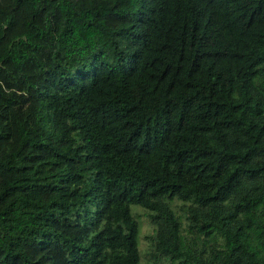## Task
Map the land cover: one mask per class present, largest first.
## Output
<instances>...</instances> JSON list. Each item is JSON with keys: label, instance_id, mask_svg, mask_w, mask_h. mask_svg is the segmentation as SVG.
Segmentation results:
<instances>
[{"label": "trees", "instance_id": "obj_1", "mask_svg": "<svg viewBox=\"0 0 264 264\" xmlns=\"http://www.w3.org/2000/svg\"><path fill=\"white\" fill-rule=\"evenodd\" d=\"M0 264H264V0H0Z\"/></svg>", "mask_w": 264, "mask_h": 264}, {"label": "rangeland", "instance_id": "obj_2", "mask_svg": "<svg viewBox=\"0 0 264 264\" xmlns=\"http://www.w3.org/2000/svg\"><path fill=\"white\" fill-rule=\"evenodd\" d=\"M131 212L139 220L140 227L138 232V244L143 253L141 257L142 263H144L148 257L146 250L150 246V240L154 237L153 225L150 222L149 216H147L146 208L138 203H131ZM149 237V238H147Z\"/></svg>", "mask_w": 264, "mask_h": 264}]
</instances>
